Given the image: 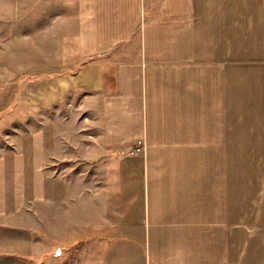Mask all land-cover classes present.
<instances>
[{"label":"crops","instance_id":"crops-1","mask_svg":"<svg viewBox=\"0 0 264 264\" xmlns=\"http://www.w3.org/2000/svg\"><path fill=\"white\" fill-rule=\"evenodd\" d=\"M73 7L74 31L50 32ZM37 14V59L0 61V264H264V0H40ZM98 140L118 158L102 226L54 236L66 243L29 229L32 206L78 198L55 175L65 142Z\"/></svg>","mask_w":264,"mask_h":264},{"label":"rangeland","instance_id":"rangeland-1","mask_svg":"<svg viewBox=\"0 0 264 264\" xmlns=\"http://www.w3.org/2000/svg\"><path fill=\"white\" fill-rule=\"evenodd\" d=\"M39 4L40 0H0L1 62H5L8 55L11 59H16L20 54L28 56L27 59H37V38L40 32L37 20ZM74 14V7L67 10V14L64 15L65 20L61 22L63 15L52 13L45 25L53 27L50 32H73L75 26ZM62 26L69 28L65 31L61 28ZM0 130L3 129L0 127ZM87 132L97 133L98 130L95 127L90 128ZM65 143V151L54 158V162H56L54 163L55 175L67 178L70 185L75 187L74 192L78 195V198L73 204L62 206L56 205L45 208L32 206V211L29 214L30 220H28L29 229L35 233L39 234L44 231L47 239L52 241L61 240L63 243H66L68 238L59 239L54 236L71 229H84L89 225L90 227L102 226L101 218L105 211L102 202L106 197L107 167L111 162L118 161V158L102 156V143L100 140L93 142V145L85 141ZM142 144L145 146L143 141ZM8 148H10L9 143L0 138V153ZM135 150L136 148L131 151L132 155H134ZM145 151L146 147L141 155H145ZM91 153L93 155L97 154L92 161L90 160ZM86 216L89 218L88 220ZM42 219L45 220L44 223ZM62 248V246L59 247V249Z\"/></svg>","mask_w":264,"mask_h":264},{"label":"built area","instance_id":"built-area-1","mask_svg":"<svg viewBox=\"0 0 264 264\" xmlns=\"http://www.w3.org/2000/svg\"><path fill=\"white\" fill-rule=\"evenodd\" d=\"M144 150H145L144 144H142V142H139L134 154H141L142 152H144Z\"/></svg>","mask_w":264,"mask_h":264},{"label":"water","instance_id":"water-1","mask_svg":"<svg viewBox=\"0 0 264 264\" xmlns=\"http://www.w3.org/2000/svg\"><path fill=\"white\" fill-rule=\"evenodd\" d=\"M60 252V251H59Z\"/></svg>","mask_w":264,"mask_h":264}]
</instances>
